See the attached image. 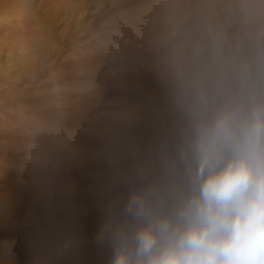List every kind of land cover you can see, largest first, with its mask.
<instances>
[{"label":"rangeland","instance_id":"obj_1","mask_svg":"<svg viewBox=\"0 0 264 264\" xmlns=\"http://www.w3.org/2000/svg\"><path fill=\"white\" fill-rule=\"evenodd\" d=\"M197 91L264 98V0H0V227L32 204L0 264H31L53 190L92 238L112 162L171 144Z\"/></svg>","mask_w":264,"mask_h":264},{"label":"clouds","instance_id":"obj_2","mask_svg":"<svg viewBox=\"0 0 264 264\" xmlns=\"http://www.w3.org/2000/svg\"><path fill=\"white\" fill-rule=\"evenodd\" d=\"M169 145L112 162L91 241L73 191L38 198L31 264H264V98L222 100L197 91Z\"/></svg>","mask_w":264,"mask_h":264},{"label":"bare ground","instance_id":"obj_3","mask_svg":"<svg viewBox=\"0 0 264 264\" xmlns=\"http://www.w3.org/2000/svg\"><path fill=\"white\" fill-rule=\"evenodd\" d=\"M14 205L15 206L9 210L11 213H15L13 215L14 216V220L11 221L12 223L8 222L11 225L9 224L8 226L5 225V227H0V233L1 234H4V233L12 234V233L18 231L19 230V225L23 222L24 218L27 217V213L30 211L32 204H31V200H30V202L25 200L24 202L23 201L22 202H17ZM37 210H39V208ZM87 213H89V212H87ZM87 239L89 240V242L91 241L90 240L91 238L89 239V237H88ZM87 246L94 247V246L91 245V243H89ZM85 250L87 251V249H85ZM93 250H94V252L93 251L89 252V250H88V252L86 254H84V255H86V259L84 260V264H102L103 255L97 249H93ZM20 264H29V263H20Z\"/></svg>","mask_w":264,"mask_h":264}]
</instances>
